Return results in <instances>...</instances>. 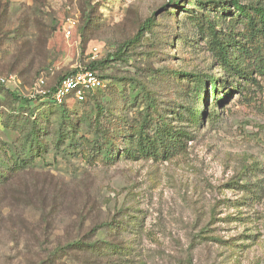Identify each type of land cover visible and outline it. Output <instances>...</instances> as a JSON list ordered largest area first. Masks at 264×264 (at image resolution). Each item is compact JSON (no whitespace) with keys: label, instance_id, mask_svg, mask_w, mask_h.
Wrapping results in <instances>:
<instances>
[{"label":"rangeland","instance_id":"374dc122","mask_svg":"<svg viewBox=\"0 0 264 264\" xmlns=\"http://www.w3.org/2000/svg\"><path fill=\"white\" fill-rule=\"evenodd\" d=\"M174 1L198 10L194 0H0V78L13 75L19 83L4 86L26 97L43 95L33 90L39 78L47 92L60 75L105 59L155 13L140 42L102 70L113 78L99 92L110 111L101 127L125 115L132 131L150 93L157 114L189 136L166 160L107 164L88 149L0 185V264H264V83L232 91L235 80L212 66ZM69 16L78 24L67 37ZM181 72L223 78L219 102L210 91L193 100ZM104 241L134 246L121 255L84 247Z\"/></svg>","mask_w":264,"mask_h":264},{"label":"trees","instance_id":"16d2710c","mask_svg":"<svg viewBox=\"0 0 264 264\" xmlns=\"http://www.w3.org/2000/svg\"><path fill=\"white\" fill-rule=\"evenodd\" d=\"M36 3L41 5L37 0ZM173 4L193 21L199 39L205 41L212 56V66L235 80L237 85L232 91L240 88L255 90L264 83V0H194L198 6L195 11L178 1ZM165 12H169L168 9ZM155 22L154 13L140 25L135 36L120 44L114 53L83 68L96 70L104 79L113 78L104 75L102 70L112 62L122 60L130 47L140 42ZM78 32L82 36L83 27ZM76 70L60 75L46 94L35 97L12 91L0 81V107L7 103V97L9 99V103L0 108V132L3 138L0 139V185L21 174L32 173L34 168L47 164L49 158L57 154L82 157L91 150L97 154L91 157H101V161L109 164L118 157L166 160L185 150L189 136L157 114L155 100L150 93L146 94L148 105L145 115L132 131L131 120L125 115L119 117L111 129L101 127L110 113L100 102L99 92L102 89L88 91L84 101L70 97L58 103L53 91L66 74ZM178 77L189 81V94L193 100H200L203 93L210 91L213 100L219 102L217 93L223 78L194 72H181ZM106 88H109L108 83L103 89ZM71 100L74 106H70ZM136 100L130 105L133 106ZM91 104L95 107L94 114L77 111L79 106ZM83 132H90L92 137ZM113 226L109 227L110 235L115 230ZM102 244L97 246L88 242L84 243V247L97 255H121L130 252L134 246V242L131 245L125 243L124 246L111 241Z\"/></svg>","mask_w":264,"mask_h":264},{"label":"built area","instance_id":"2783aa9c","mask_svg":"<svg viewBox=\"0 0 264 264\" xmlns=\"http://www.w3.org/2000/svg\"><path fill=\"white\" fill-rule=\"evenodd\" d=\"M78 21L75 17L69 16L64 20L63 30L67 37L72 35L73 29L77 26ZM100 54V50L97 47L93 48V58H96ZM0 81L4 84H18L19 81L13 75L0 78ZM108 83L107 79H104L100 74L93 69L80 68L74 72L66 74L61 81L57 84L53 91V97L58 103L73 97L77 101H84L86 93L88 91H95L103 89ZM45 80L39 78L35 83L33 90L38 93L46 94L47 92L42 90Z\"/></svg>","mask_w":264,"mask_h":264}]
</instances>
